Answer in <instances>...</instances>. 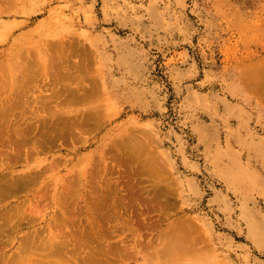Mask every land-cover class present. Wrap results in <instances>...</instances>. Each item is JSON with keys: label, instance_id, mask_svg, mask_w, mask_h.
<instances>
[{"label": "rangeland", "instance_id": "rangeland-1", "mask_svg": "<svg viewBox=\"0 0 264 264\" xmlns=\"http://www.w3.org/2000/svg\"><path fill=\"white\" fill-rule=\"evenodd\" d=\"M9 102L0 264H264V0H0Z\"/></svg>", "mask_w": 264, "mask_h": 264}, {"label": "bare ground", "instance_id": "bare-ground-1", "mask_svg": "<svg viewBox=\"0 0 264 264\" xmlns=\"http://www.w3.org/2000/svg\"><path fill=\"white\" fill-rule=\"evenodd\" d=\"M45 69V68H44ZM30 73V72H29ZM27 74V73H25V75L27 74V78L26 77H23L24 79L22 80L23 82H25L26 80L28 81V82H32V80L34 81H36L37 80V78H35L32 74ZM64 74H66V73H64ZM28 75H32L31 76V78H29L30 76H28ZM58 75H60V74H58ZM62 75V74H61ZM62 77L63 78H65L63 75H62ZM66 77H67V74H66ZM29 78V79H28ZM32 78H34V79H32ZM57 78H59L58 76H57ZM58 80H60V79H58ZM34 81V82H35ZM51 82V81H50ZM37 86V85H36ZM25 91H27V90H25ZM27 96H28V94L27 93H21L20 95H19V107H21V106H23V107H28V105L26 104V102L29 100V99H26L27 98ZM40 97V96H39ZM42 97V96H41ZM36 98H38V96L36 97ZM51 98V97H50ZM49 98V99H50ZM43 98H41V100H42ZM39 100V99H38ZM11 102H16V101H11ZM42 102L44 103V105H45V103H48L49 101L48 100H46V99H43L42 100ZM27 105V106H26ZM2 107H4V108H2ZM1 108L3 109V110H1ZM34 108V107H33ZM17 108H16V106H12V104L9 102L8 103V108H5V106H3L1 103H0V120H2L4 117H8L7 118V120L9 119V121L11 122H14L15 121V118H16V114H15V110H16ZM35 110H36V108H35ZM30 111V110H29ZM32 111V110H31ZM37 111V110H36ZM20 113H21V111H20ZM26 111L25 110H22V115H23V117H22V115H21V119H23V121H25V127H22L21 125H16V124H14V125H11V126H9V127H7L9 130H10V135H11V133H13V134H15L16 136H18V139L17 140H20L19 139V137H24V133H29V129H28V124H29V121H27L24 117H25V115H26ZM31 113H33L32 115H35L34 114V112H31ZM21 119L18 121V122H21ZM14 120V121H13ZM2 122H3V120H2ZM8 130V131H9ZM8 134V133H7ZM31 134V133H30ZM10 135H8L9 136V138H8V140L10 139V138H13V139H11V142L14 140V138H15V135H12V136H14V137H10ZM26 136V135H25ZM30 136V135H29ZM4 137H5V134H4V132H3V129L2 128H0V141H1V139H2V142H1V145H2V143H3V139H4ZM6 139H7V135H6V137H5ZM25 138V137H24ZM23 139V138H22ZM20 140L21 142H14V143H16V144H12V143H10V142H8L7 140L6 141H4V143L6 144V143H10V144H12V146H14V145H16L17 147H18V145H20L19 147L21 148V144H24V145H26L27 143H26V138L24 139V140ZM5 140V139H4ZM28 142V141H27ZM37 142V141H36ZM17 143H18V145H17ZM34 144V143H33ZM8 146V145H7ZM12 146H11V148H12ZM10 147V146H9ZM15 147V146H14ZM17 147H15V151H17ZM23 147V146H22ZM1 148V147H0ZM11 150V149H10ZM12 150H13V148H12ZM11 150V151H12ZM10 151V152H11ZM18 151H21V149L19 150L18 149ZM17 151V152H18ZM0 152H3V151H1V149H0ZM24 152V151H23ZM25 152H26V150H25ZM16 153V152H15ZM2 154V153H1ZM7 154H10V153H7ZM17 154V153H16ZM22 154V153H21ZM18 155H19V153H18ZM10 156V155H9ZM15 155H11V157H14ZM15 159H16V157H15ZM4 164H6V163H4ZM36 175V174H35ZM37 176V175H36ZM39 176V175H38ZM37 176V177H38ZM29 177V176H28ZM6 178V177H5ZM16 178V177H15ZM33 178H34V174H33ZM6 179H8V178H6ZM20 179H18L17 181H14V184H16L15 186H17L16 188L17 189H15V187H14V191L16 190H18V191H20V189L22 190V188H20V186L21 187H23V184L25 183V182H23V184L21 183V184H18L17 185V183L18 182H20L19 181ZM36 182H37V180H36ZM35 182V183H36ZM9 184V185H8ZM11 184H13V182L12 183H10V181H9V183H2V184H0V193L2 192V191H5V194L2 192V194L3 195H6V197L9 195V194H11ZM8 186V188H9V191H8V189H7V186ZM26 185V184H25ZM24 185V186H25ZM32 185V184H31ZM34 185V184H33ZM5 186H6V189H7V191H8V193H7V191L6 190H4V188H5ZM19 186V187H18ZM29 186V185H28ZM27 186V187H28ZM25 188V187H24ZM23 188V189H24ZM69 189V188H68ZM26 190V189H25ZM70 191H71V189H70ZM10 192V193H9ZM14 193V192H13ZM8 194V195H7ZM17 194V193H16ZM1 195V194H0ZM3 195H1V196H3ZM14 195V194H13ZM0 196V197H1ZM11 196V195H10ZM41 199V198H40ZM2 202V201H1ZM90 202L92 203V201L90 200ZM91 203H90V207H89V209H91L90 211L91 212H95V211H98V210H100V209H103V207L105 208V205H103V206H101V202L100 203H95V205L94 206H91ZM104 203V202H103ZM89 205V204H88ZM93 205V204H92ZM111 207V206H110ZM114 207H115V204H114ZM124 208V207H123ZM114 209V212L113 213H116V215H118L119 213H121V211L119 210V212H118V210H117V208L115 207V208H113ZM110 211H112L111 209H109ZM108 214V213H107ZM110 214V213H109ZM115 215V214H114ZM13 217V216H12ZM1 219V218H0ZM117 221V220H116ZM10 223V222H9ZM12 224V223H11ZM10 224V225H11ZM121 224V223H120ZM9 225V226H10ZM125 225H127V223H125V224H123L122 226H125ZM132 225V224H131ZM7 226V225H6ZM91 228H90V230H92V231H98V232H95V233H100L99 232V230L100 229H102V224L101 223H99V224H97L95 221H93V222H91ZM5 227V226H4ZM108 228V227H107ZM86 229V228H85ZM89 230V231H90ZM130 230V229H129ZM91 231V232H92ZM110 231H111V229H110ZM86 233V232H85ZM39 234V233H38ZM102 236H100V237H103L104 238V233L102 232V233H100ZM81 236V235H80ZM91 236H94V235H92V233H91ZM28 237H32V236H28ZM100 237H98L99 239H101ZM134 237V236H133ZM25 238H27V237H25ZM30 238H28V239H30ZM79 238V237H78ZM77 238V239H78ZM81 238H82V236H81ZM89 238V237H88ZM181 238V237H180ZM27 239V240H28ZM43 239V238H42ZM84 239V238H83ZM85 239H87V238H85ZM25 240V239H24ZM26 240V242L24 243L25 244V249H30V248H32V247H29L30 245H32V243L30 244V242L29 241H27ZM82 240V239H81ZM80 240V241H81ZM179 240V239H178ZM33 241H34V238H33ZM42 241V240H41ZM82 242V241H81ZM84 242H86V241H84ZM87 242H89V241H87ZM66 243V242H65ZM132 243H134V242H132ZM30 244V245H29ZM62 245H65L64 243H61ZM67 244V243H66ZM125 244H127V242L125 243ZM23 245V244H22ZM45 245V244H44ZM62 245H60V247H59V249H57L56 251H52V252H54L55 254L57 253V254H59L62 250H61V247L63 248L64 246H62ZM79 245H81V244H79ZM131 245V244H130ZM182 245V244H181ZM52 246V245H51ZM125 247H122V250H125L126 249V245H124ZM149 246V245H148ZM147 246V247H148ZM178 246V245H177ZM22 247V246H21ZM57 247V246H56ZM131 247V246H130ZM142 247H143V245H142ZM173 247H175V245L173 246ZM180 247V246H179ZM184 247V246H183ZM140 248V247H139ZM24 249V248H23ZM65 249V248H64ZM110 249H112V247H109L108 248V250H110ZM144 249V248H143ZM21 250V249H20ZM114 250H116V251H114ZM181 250V249H180ZM60 251V252H59ZM64 251V250H63ZM112 251H114V252H116L117 253V251H118V249H117V247H114L112 250H111V252ZM59 252V253H58ZM110 252V253H111ZM51 253V252H50ZM116 253H115V256H116ZM124 253V252H123ZM138 253V252H137ZM60 254H63L62 252L60 253ZM112 255H114L113 254V252L111 253ZM118 254V253H117ZM126 253H124V255H125ZM27 255H30V254H26V256H24V251H23V253H20V255L17 257V258H13L14 260H12V261H10V262H8L7 264H14V261L15 260H17V262L19 261V260H21V261H23V257L24 258H29L30 256H27ZM54 255V254H53ZM52 255V256H53ZM180 255H183V254H180ZM126 256V255H125ZM152 257V256H151ZM104 258H106V259H104V260H102L101 262L99 261V259H97L96 261H91V260H89L88 261V263L87 262H85V264L87 263V264H89V262H90V264L91 263H97V264H108V262H109V257L108 256H106V257H104ZM165 258V257H164ZM28 260H30L31 261V259H28ZM4 262H6V261H4ZM50 264H58V262H53V263H50ZM120 264V263H119Z\"/></svg>", "mask_w": 264, "mask_h": 264}]
</instances>
